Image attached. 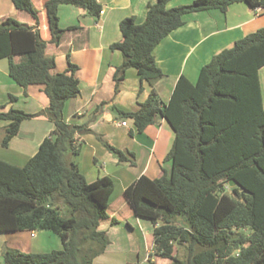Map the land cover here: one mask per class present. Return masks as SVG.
<instances>
[{
    "label": "trees",
    "instance_id": "16d2710c",
    "mask_svg": "<svg viewBox=\"0 0 264 264\" xmlns=\"http://www.w3.org/2000/svg\"><path fill=\"white\" fill-rule=\"evenodd\" d=\"M12 1L37 23L31 26L14 17L0 21V59H9V74L24 88L42 84L50 103L37 113L0 105V121H8L2 144L7 146L22 121L35 116H47L55 129L24 165L0 159V231L49 230L63 247L49 252L6 248L4 264H93L110 243L100 225L110 217L115 180L105 175L88 181L68 157L80 150L77 134L89 131L86 125L64 119L66 101L80 92L78 66L70 63L69 70L53 73L56 59L45 52L38 10L31 0ZM169 1L150 3L142 23L134 16L121 21L123 38L111 45L124 58L114 75L116 89L130 67L151 85L165 76L154 50L185 23L187 14L226 12L235 2L264 8V0H193L168 8ZM63 3L80 6L95 18L102 10L98 0H47L55 43L64 32L58 14ZM263 66L264 27L214 55L196 83L182 75L167 103L152 89L139 109L121 111L134 120L138 132L160 114L175 133L166 156L171 168H163L156 178L142 174L125 191L134 212L154 225L157 256L173 264H264V105L259 79ZM15 99L11 95L9 103ZM106 145L119 161L132 162L122 150ZM232 179L240 186H231Z\"/></svg>",
    "mask_w": 264,
    "mask_h": 264
},
{
    "label": "crops",
    "instance_id": "0c3cea01",
    "mask_svg": "<svg viewBox=\"0 0 264 264\" xmlns=\"http://www.w3.org/2000/svg\"><path fill=\"white\" fill-rule=\"evenodd\" d=\"M157 0H98L101 15L95 18L86 9L72 3L59 5V26L64 29L58 43L52 42L47 14V0H31L39 12V29L47 41L45 52L56 59L53 73L69 70L70 63L78 66L80 92L66 101L64 119L71 124H83L88 132L77 134L78 153H68L88 181L109 175L115 180V190L109 206L110 217L101 222L110 243L96 256L93 264H173L171 259L157 256L154 249V225L138 216L126 196L127 187L139 176L160 177L163 168L170 169L166 156L174 140V130L162 115L142 132L132 118L121 111H136L155 89L167 103L179 78L184 75L196 83L202 67L214 55L232 47L237 40L264 27V8H253L246 2L230 4L226 12L209 9L189 13L185 23L167 35L155 48L158 66L165 76L154 84L141 80L135 68L125 72L118 89L114 75L123 63L120 50L111 45L122 40L121 21L134 16L144 22L147 8ZM193 0H170L167 7H177ZM14 17L31 26L36 19L27 11L17 9L12 0H0V21ZM21 57L15 56V60ZM9 59H0V105L13 106L27 113H37L49 106L50 100L42 84L27 88L9 74ZM264 105V66L259 70ZM16 99L9 103L10 96ZM126 122V124H123ZM8 121H0V159L24 165L39 149L45 137L55 129V123L45 115L22 121L19 132L4 146L3 133ZM106 143L122 150L132 162H121ZM117 218L113 224L111 220ZM63 247L60 237L49 230L0 231V264H4L6 248L24 252H49ZM182 255V253L180 252Z\"/></svg>",
    "mask_w": 264,
    "mask_h": 264
},
{
    "label": "rangeland",
    "instance_id": "374dc122",
    "mask_svg": "<svg viewBox=\"0 0 264 264\" xmlns=\"http://www.w3.org/2000/svg\"><path fill=\"white\" fill-rule=\"evenodd\" d=\"M4 134H6V131H4L3 132ZM41 231V230H40ZM180 252L182 253V255H184L185 254V252H186V250H185V248L183 247V246H180Z\"/></svg>",
    "mask_w": 264,
    "mask_h": 264
},
{
    "label": "water",
    "instance_id": "95a60500",
    "mask_svg": "<svg viewBox=\"0 0 264 264\" xmlns=\"http://www.w3.org/2000/svg\"><path fill=\"white\" fill-rule=\"evenodd\" d=\"M230 185L231 186H234V185H237V186H240L234 179H232L231 181H230Z\"/></svg>",
    "mask_w": 264,
    "mask_h": 264
},
{
    "label": "built area",
    "instance_id": "2783aa9c",
    "mask_svg": "<svg viewBox=\"0 0 264 264\" xmlns=\"http://www.w3.org/2000/svg\"><path fill=\"white\" fill-rule=\"evenodd\" d=\"M101 13H103V11L101 10V12H100V15H101ZM123 124H126V122H123Z\"/></svg>",
    "mask_w": 264,
    "mask_h": 264
}]
</instances>
